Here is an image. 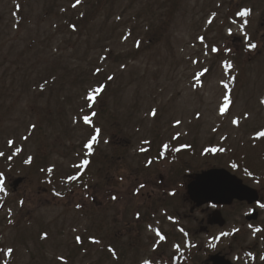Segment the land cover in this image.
Masks as SVG:
<instances>
[{"label": "rangeland", "instance_id": "1", "mask_svg": "<svg viewBox=\"0 0 264 264\" xmlns=\"http://www.w3.org/2000/svg\"><path fill=\"white\" fill-rule=\"evenodd\" d=\"M74 3L0 0V264H175L190 225L177 183L212 167L264 175V0Z\"/></svg>", "mask_w": 264, "mask_h": 264}, {"label": "flooded vegetation", "instance_id": "2", "mask_svg": "<svg viewBox=\"0 0 264 264\" xmlns=\"http://www.w3.org/2000/svg\"><path fill=\"white\" fill-rule=\"evenodd\" d=\"M246 170L238 175L245 187L240 185L231 203L199 208L189 203L182 217L192 225L185 229L188 241L178 249L183 264H264V208L259 206L264 204V175ZM256 228L261 231L254 235Z\"/></svg>", "mask_w": 264, "mask_h": 264}, {"label": "snow or ice", "instance_id": "3", "mask_svg": "<svg viewBox=\"0 0 264 264\" xmlns=\"http://www.w3.org/2000/svg\"><path fill=\"white\" fill-rule=\"evenodd\" d=\"M80 3H81V0H75V3L73 4V7H76V6L79 5ZM250 13H251V9H247V8H245V9H242V10L236 12L235 15H236L237 17H247V16L250 15ZM212 15H213V17H214L216 14L213 13ZM234 22H235V21H233V23H234ZM208 23H212V20L209 19ZM244 24H245V25L247 24V20H245ZM73 27H75V26H73ZM243 27H244V25H241V28H243ZM228 33L231 34V29H230V28L228 29ZM198 39L203 43V41H204V37L201 36V37H198ZM249 39H250V38H249ZM139 43H140V42L138 41V42H137V46H139ZM248 47H249V49H254V48L257 47V45L254 44V43H250V44L248 45ZM211 51H212V52H218L219 49H218L215 45H213L212 48H211ZM225 51H230V49H225ZM101 59H104V58L102 57ZM225 64H226V68H228V69L232 68V64H231L230 62H225ZM95 71H96V73H99V72H100V69L97 68ZM207 71H208L207 69H204L203 72H201V73H197V74H196V80H197V83H200L199 77L202 76V75L204 74V72H207ZM108 79H109V80H112L113 77H112V76H109ZM233 79H234V78H233ZM104 87H105L104 85H100V86L96 87L95 89L91 90V91L89 92L88 96H87V99H88L89 101H94V100L96 99V95L99 94V93H101V92L103 91ZM225 87H227V85H225ZM229 103H230L229 97L226 95V96L224 97V102H223V103L220 105V107H219V113H220V115H224V114L226 113V111L228 110V107H229ZM262 103H264V101H262ZM89 107H91V104L89 105ZM95 115H96L95 113H92V116H95ZM151 115H152V116H155V115H156V109H153V110H152ZM197 116H199V114H197ZM83 120H84V122H85L86 124H90V123H91V117H89V116H84V117H83ZM180 123H181L180 121H176V122H175V125H179ZM232 123H233V124H238L239 121H238L237 119H234V120L232 121ZM31 128H32V129H35V128H36V125H35V124L31 125ZM100 131H101V130H100L99 128H96L94 134H93V135L90 137V139H88L87 142L83 145V147L87 150V152H88L89 154H91L92 151H93V145H94V143H97V142H98V137H99V135H100ZM256 136H257V137H264V131L257 132V133H256ZM23 139L27 140L28 137L25 136ZM173 139H176V137H173ZM105 143H107V141H105ZM143 143L146 144V143H148V141H143ZM7 144H8V146L11 148V147L14 145V141H13V140H8V141H7ZM163 147H164L165 149H167L169 146H168L167 144H165ZM219 150H220L221 152L224 151V149H222V148L219 149ZM139 151H140V152H146L147 149H145V148H140ZM175 151H180V149L177 148V149H175ZM204 151H205V152H208V151L215 152V151H217V149H215V148L207 149V148H206V149H204ZM20 152H21V149H20V148H16V149H15V152H14L12 155L7 156V160H8V161H11V160L13 159V156L16 155V154H18V153H20ZM163 155H164V154L161 153V156H163ZM4 156H5V153L2 152V151H0V157H4ZM32 159H33V158H32L31 156H29V157L24 161V163H25V164H30V163L32 162ZM89 163H90V161H89L88 159H85V160H83V161L81 162L80 165H74V167L84 168V167H85L86 165H88ZM152 163H153L152 160H148L146 166H150ZM232 167L235 168L236 165L233 164ZM42 171H43V169H42ZM48 171L51 172V171H52V168H49ZM246 171H247V170H246ZM80 175H82V173H78L77 175L69 176L67 179H68V181H74V180H77V179L79 178ZM249 175H251V173H249ZM121 179H123V177H121ZM4 184H5V177H4V174H3L2 172H0V191H5ZM143 187H144L143 184H141V185L139 186V188H143ZM139 188L136 190L137 192H139ZM54 194H55L56 196H58V197L62 195L60 192H54ZM173 194H174V193H173ZM117 198H118V197L115 196V195H113V196L111 197L112 200H116ZM20 203L23 204V201H21ZM259 206H260L261 208H264V204H260ZM76 207H77V208H80V207H82V205L77 204ZM136 215L139 216V213H137ZM170 219H171V217H170ZM149 227H151V226H149ZM250 227H251V226H250ZM181 231H183V229H181ZM234 231H235V230H234ZM259 231H261V229L256 228V229H254L253 234L255 235V233H256V232H259ZM157 235L159 236V239H160L161 241H163V240L165 239V237H164L163 235H160L159 232H157ZM222 235H226V233H222ZM45 236H46V234H45ZM76 239H77L78 242L80 241V237H79V236L76 237ZM176 247H179V246H176ZM7 251H8V253L10 254V253L13 251V249L9 248ZM249 255H251V253H249ZM61 259H63V258H61ZM260 259L264 260V255H262V256L260 257ZM142 264H152V262H151L150 260H148V259H145V260L142 262Z\"/></svg>", "mask_w": 264, "mask_h": 264}, {"label": "water", "instance_id": "4", "mask_svg": "<svg viewBox=\"0 0 264 264\" xmlns=\"http://www.w3.org/2000/svg\"><path fill=\"white\" fill-rule=\"evenodd\" d=\"M236 184L234 178L226 171L213 169L197 174L188 184L190 198L201 205L204 202L215 201L225 203L234 197L230 190L234 191Z\"/></svg>", "mask_w": 264, "mask_h": 264}]
</instances>
